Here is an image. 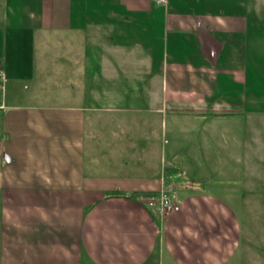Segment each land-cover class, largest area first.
Wrapping results in <instances>:
<instances>
[{"label":"crops","instance_id":"crops-1","mask_svg":"<svg viewBox=\"0 0 264 264\" xmlns=\"http://www.w3.org/2000/svg\"><path fill=\"white\" fill-rule=\"evenodd\" d=\"M250 12L264 21L260 0H0V264H235L233 205L256 199L233 180L264 181Z\"/></svg>","mask_w":264,"mask_h":264},{"label":"rangeland","instance_id":"rangeland-1","mask_svg":"<svg viewBox=\"0 0 264 264\" xmlns=\"http://www.w3.org/2000/svg\"><path fill=\"white\" fill-rule=\"evenodd\" d=\"M249 4L253 3V0H248ZM264 3V0H260ZM253 13L250 12V28L249 39L258 38L264 42V21L258 22L251 20ZM261 50L264 49L263 43L260 44ZM257 48L249 50V54L260 53ZM264 57V53H260ZM251 56V55H250ZM250 60L252 58L250 57ZM51 89L53 87L51 86ZM55 93L57 95L56 102L61 104L65 98V89L63 85L55 86ZM211 126V124L209 125ZM171 140V134L169 135ZM223 158V157H222ZM219 159V157H218ZM250 161V159H249ZM226 161H224L225 163ZM221 163V162H220ZM232 163V161H231ZM213 175V174H212ZM221 174H214L213 178L217 179ZM233 188L236 194L244 195L243 198L247 200H255V202L247 204H234L237 209L240 220L242 222V238L245 239V243L241 245L240 250L236 253L233 263L235 264H264V181L258 180L256 177H251L250 174L242 173V180H233Z\"/></svg>","mask_w":264,"mask_h":264},{"label":"built area","instance_id":"built-area-1","mask_svg":"<svg viewBox=\"0 0 264 264\" xmlns=\"http://www.w3.org/2000/svg\"><path fill=\"white\" fill-rule=\"evenodd\" d=\"M157 4L164 3L165 0H154ZM6 82L5 73L0 66V87L3 89ZM155 199L156 207L160 213L169 212L174 207V202L170 195L162 190L158 194L152 196Z\"/></svg>","mask_w":264,"mask_h":264},{"label":"trees","instance_id":"trees-1","mask_svg":"<svg viewBox=\"0 0 264 264\" xmlns=\"http://www.w3.org/2000/svg\"><path fill=\"white\" fill-rule=\"evenodd\" d=\"M112 193H115V194H119V193H121L120 191H113ZM149 194H155V192H148ZM132 194H134V193H132Z\"/></svg>","mask_w":264,"mask_h":264}]
</instances>
